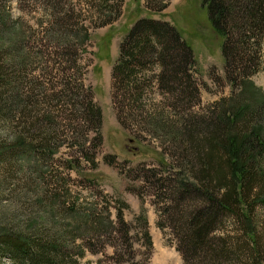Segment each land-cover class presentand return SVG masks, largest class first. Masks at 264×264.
Returning <instances> with one entry per match:
<instances>
[{"label": "rangeland", "instance_id": "obj_1", "mask_svg": "<svg viewBox=\"0 0 264 264\" xmlns=\"http://www.w3.org/2000/svg\"><path fill=\"white\" fill-rule=\"evenodd\" d=\"M162 3L165 7L157 10L144 0H0L5 24L0 23V234L29 233L32 239L62 246L64 258L54 264H68L70 258L73 264H123L115 257L129 252L149 264H184L169 222L158 212L167 206L162 183L142 178L152 167L162 178L170 174L162 161L175 173L183 159L170 135L158 128L142 126L141 119L128 121L129 129L119 122L112 68L127 30L137 19L150 17L174 25L193 50L191 74L198 102L191 113L207 112L215 102L230 110L240 87L227 79L223 37L212 26L202 0ZM260 60L249 79L264 95V40ZM159 71L155 66L144 72L151 84L146 109L176 120L170 95L158 88ZM68 83L72 88L66 90ZM80 84L81 97L90 92L101 109L97 147L91 142V127L73 106ZM63 97L70 102L59 100ZM41 133L52 138L50 153L36 139ZM92 152L95 166L85 158ZM107 156H113L110 163ZM142 207L150 249L137 218ZM119 209L127 226L118 223ZM253 218L257 232L264 235V205L255 208ZM158 221L166 227L159 228ZM214 234L230 248L245 249L238 262L228 264H264V240L257 245L256 262V252L235 218L224 219ZM2 262L14 264L8 257Z\"/></svg>", "mask_w": 264, "mask_h": 264}, {"label": "trees", "instance_id": "obj_2", "mask_svg": "<svg viewBox=\"0 0 264 264\" xmlns=\"http://www.w3.org/2000/svg\"><path fill=\"white\" fill-rule=\"evenodd\" d=\"M144 1L157 10L165 7L163 0ZM202 3L207 7L212 26L223 37L224 67L229 82L240 87L238 100L233 101L229 111L223 110L222 103L215 102L207 112L191 113L192 105L198 102L197 84L191 74L195 62L192 48L168 21L143 17L127 30L112 68L116 116L124 128L129 129L128 121L141 119L142 126L148 123L170 135L183 159V163L174 167L175 173L162 161L170 174L162 178L154 167L143 168L146 170L142 178L162 183L159 188L167 206L158 212L169 222L168 227L176 240L175 249L184 264L238 262L240 252L245 249L230 248L231 244L214 234L228 217L239 223L243 236L256 252L254 260L258 262L257 245L262 243L264 235L257 232L253 212L257 206L264 205V95L255 90L249 77L258 71L261 61L264 0H202ZM3 21L1 16L0 23L5 26ZM155 66L160 67L156 78L158 88L170 95L172 106L178 111L176 120L146 109L149 104L146 105L145 94L151 84L144 72ZM76 86L79 92L74 93L77 99L73 106L91 127V142L97 147L101 142V109L90 92L81 97L83 85ZM71 88L68 83L66 90ZM15 98L18 102V95ZM59 100L70 102L64 97ZM218 104L221 111H218ZM187 106L183 110L182 107ZM180 110L184 112L179 115ZM36 139L47 152L52 139L49 134L41 133ZM86 154L85 158L95 166V154ZM111 158L113 156L106 157L108 163ZM116 218L118 223L127 226L121 209ZM137 218L142 220L144 245L150 249L152 241L144 207ZM157 226L166 227L160 221ZM30 236L29 233L2 231L0 264H5L4 257L14 264H54L61 257L63 260L62 246ZM123 244L131 248L128 240H123ZM115 262L149 264L147 259L136 260L131 252L127 257L116 255ZM68 264H73L71 258Z\"/></svg>", "mask_w": 264, "mask_h": 264}]
</instances>
